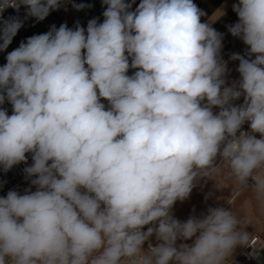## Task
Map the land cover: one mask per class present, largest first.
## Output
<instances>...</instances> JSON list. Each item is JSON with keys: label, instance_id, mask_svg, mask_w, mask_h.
Returning a JSON list of instances; mask_svg holds the SVG:
<instances>
[{"label": "clouds", "instance_id": "1", "mask_svg": "<svg viewBox=\"0 0 264 264\" xmlns=\"http://www.w3.org/2000/svg\"><path fill=\"white\" fill-rule=\"evenodd\" d=\"M64 2L0 0V15L24 5L43 21ZM133 3L102 0V23L53 25L0 66V105H12L0 108V166L31 153L35 186L0 197V264H233L237 247H257L247 228L264 218V0L233 4L228 31L248 47L230 56L231 85L223 34L193 0ZM22 26L2 21L0 51ZM220 174L231 209L175 218L177 201Z\"/></svg>", "mask_w": 264, "mask_h": 264}, {"label": "crops", "instance_id": "2", "mask_svg": "<svg viewBox=\"0 0 264 264\" xmlns=\"http://www.w3.org/2000/svg\"><path fill=\"white\" fill-rule=\"evenodd\" d=\"M70 0H65L62 6H65ZM197 7L202 10L205 15L201 17V22H210L213 27L224 15L230 10H233V4L239 2V0H193ZM64 10L70 14V9L65 7ZM244 129L250 131L248 123L243 126ZM257 138L259 134H257ZM219 162V160H217ZM213 179L217 182L219 188L216 187V182L209 178H201L196 187L193 188L189 198L183 202L177 201L173 207V214L175 218L186 221L190 216L195 215L197 217L207 212L208 207H225L231 209L232 205L227 203L228 198L232 195V189L229 181L225 180L223 174L214 176ZM210 194V195H209ZM206 197H208L206 199ZM247 197L241 195L237 197V207H241ZM258 225L249 226L247 231L253 235V240H257L256 249L251 247H237L232 260L233 264H264V247H259L264 244V218L259 217L257 214ZM153 243H156L155 238H151ZM181 241H178L180 243ZM191 243V241H184ZM258 252L255 255V259L248 260L245 256V251Z\"/></svg>", "mask_w": 264, "mask_h": 264}, {"label": "built area", "instance_id": "3", "mask_svg": "<svg viewBox=\"0 0 264 264\" xmlns=\"http://www.w3.org/2000/svg\"><path fill=\"white\" fill-rule=\"evenodd\" d=\"M126 2H131V0H126ZM140 2L141 0H135V3H133L131 10L134 11ZM78 4H84L86 5V7L78 11L74 7V5H78ZM65 7H68L70 9L69 16H66L64 13ZM106 7H107L106 5L102 4V0H70L65 6H62L59 10L51 11L50 14L43 21H37L34 17H26V6L24 5H21L18 11L9 7L2 13V15H0V26H2L3 20H8L9 18L12 17L19 18L23 22V26L20 28L19 33L22 36H27L34 29V27L40 25L44 21H47L52 16L57 14L62 19V22L64 24H67L69 28L75 29L77 23H79L80 26L86 29L88 21L93 18H97L98 23L103 22L104 17L102 13ZM1 52L2 51H0V53ZM129 62L131 63V60ZM135 71L136 69H132L130 67L127 74L131 76L134 74ZM102 101L107 108L108 102L106 100H102ZM0 108L6 109L9 115L12 114V105L7 101L3 105H0ZM242 130L247 131L244 128ZM26 157H27V163L21 162L20 164L13 166L7 172H5L2 166H0V197H3L8 193V191L13 190L17 186L21 185L22 183L30 179V177H27L24 169L26 167L31 166V164L33 163L32 154L27 153ZM146 228L147 226L145 227L144 230H146ZM257 240L258 239H254L255 242H257ZM145 248H147V243L145 244ZM252 249H256V248H252ZM250 253L252 252L248 250L245 251V256L247 257V259L248 260L255 259V256L250 255Z\"/></svg>", "mask_w": 264, "mask_h": 264}, {"label": "rangeland", "instance_id": "4", "mask_svg": "<svg viewBox=\"0 0 264 264\" xmlns=\"http://www.w3.org/2000/svg\"><path fill=\"white\" fill-rule=\"evenodd\" d=\"M64 13L66 16H69L67 10H64ZM236 22H238V16L233 10H230L213 26V28H215L218 32L223 34V40H222L223 47L221 50V56L223 60L227 62L228 73L226 75V80L228 85H231L233 81H237L240 78L239 73L236 70L239 66V61L231 60L230 56L233 53L245 55V52L248 47L243 43V41L240 38L232 36L231 33L228 31V26L235 24ZM61 24L64 23L62 22V19L56 14L47 21H44L40 25L34 27V29L27 36H22L18 31L16 36L13 37L12 42L8 46V48L0 53V66L6 64L7 54L12 50H14L15 48L19 47L22 41L26 42V39L28 37L48 32L53 25L59 28ZM101 102L103 103V101ZM242 102H243V97H241L239 100L235 101L234 103L240 104ZM32 178L28 179L26 182L17 186L13 190H16L20 194H24L25 190L29 188H31L32 191H35V186L31 185ZM6 195H4L3 197H5Z\"/></svg>", "mask_w": 264, "mask_h": 264}]
</instances>
